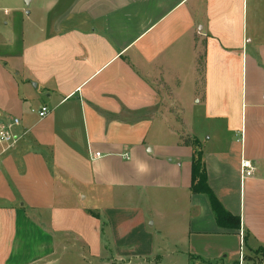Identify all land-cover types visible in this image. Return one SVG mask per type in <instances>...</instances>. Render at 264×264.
Returning <instances> with one entry per match:
<instances>
[{
    "label": "crops",
    "instance_id": "crops-1",
    "mask_svg": "<svg viewBox=\"0 0 264 264\" xmlns=\"http://www.w3.org/2000/svg\"><path fill=\"white\" fill-rule=\"evenodd\" d=\"M25 1L0 0V120H20L0 145V264L44 263L59 232L83 236L90 257L109 240L126 264H153V229L169 226L188 257L214 264L233 235L244 264H264L250 257L264 248V0ZM220 125L229 139L213 146L202 128ZM193 138L239 229L191 191ZM126 201L146 241L130 254L114 221ZM74 210L85 228L62 226Z\"/></svg>",
    "mask_w": 264,
    "mask_h": 264
},
{
    "label": "rangeland",
    "instance_id": "rangeland-1",
    "mask_svg": "<svg viewBox=\"0 0 264 264\" xmlns=\"http://www.w3.org/2000/svg\"><path fill=\"white\" fill-rule=\"evenodd\" d=\"M25 1V0H24ZM26 2V1H25ZM221 126V127H220ZM218 129L214 128H209V130L205 129L204 127L202 128L203 132L207 135H210L212 137V144L215 146L216 142V137L220 136L223 137L224 139H229V134H226V129L222 125H220ZM237 137H234L236 140ZM212 146V145H210ZM79 204L83 207H88L89 203L83 200V195H81V200H79ZM107 205L109 207H112V202H109L108 200L106 201ZM71 204V202L67 203ZM120 206H125L127 207L126 209L119 210L122 211L123 215L117 216L115 218V222H119V225H122L115 228L116 234L122 233V240H120L118 243L119 249L123 251L124 254H130V253H135L138 249V246H141V244H145L146 241H144V234L142 232L141 228H136V226L132 223L131 219V202L128 203L123 202L122 204H119ZM130 205V206H128ZM76 213L73 214L71 217H69L66 214V217L64 218V221L62 226L65 227H72V228H85L84 227V218L82 219L81 217H85L83 213H81L78 210H74ZM110 211V210H108ZM79 218L81 221H79ZM78 221V222H77ZM79 222H82L81 224ZM103 227V223L101 224ZM116 227V226H115ZM168 227V226H167ZM182 227V226H180ZM180 227L175 226L167 228V231L163 233H158L157 228H151L149 227V222L147 225H145V228L147 230L153 229L154 230V240L153 242L155 245H157V253L155 254L156 256L152 257V260L154 259L153 264H209L206 262H201L197 258H192L188 257L187 255L183 254L181 251L183 249L182 246L185 245L184 241L182 240V235L180 231ZM133 229V230H132ZM124 231V232H123ZM114 233V232H113ZM88 237L89 240H93V243L95 245V248H92V251L95 252L97 249V239L94 238L92 235L89 234L88 232ZM231 237H226L227 241H230V245H232L233 249L230 251L228 254H224L223 256H215V259H212L214 261V264H240V243H239V238L238 237H233V235H230ZM57 240H55V253L49 256L47 259H45L44 263L41 264H95L94 262L101 261L109 263V264H116V263H121L122 261L124 264L127 263V260H119L114 251V253L111 250L112 248V242L109 240L103 241V247L104 251L101 256L98 258H93L90 257L87 251L86 243L83 236H80L76 234L75 232L69 233L66 235L64 232H59L57 233ZM94 240L96 242H94ZM92 242V241H91ZM142 247V246H141ZM173 251V253H172ZM256 254L250 253V257L252 259H256L257 263H261V261L264 260V248H257ZM126 252V253H125ZM164 253H169V255H164ZM114 254V255H113ZM160 254V256H159ZM116 255V256H115ZM247 258V256H245ZM99 264V263H98ZM133 264H148L147 260H136L134 258V263ZM241 264H244L243 261Z\"/></svg>",
    "mask_w": 264,
    "mask_h": 264
},
{
    "label": "trees",
    "instance_id": "trees-1",
    "mask_svg": "<svg viewBox=\"0 0 264 264\" xmlns=\"http://www.w3.org/2000/svg\"><path fill=\"white\" fill-rule=\"evenodd\" d=\"M193 148L191 157V191L204 193L208 196L212 210L219 226L224 228L239 229L241 220L238 216L229 213L220 203L207 181V171L203 160L202 144L197 138L191 140ZM93 216L99 218L92 213Z\"/></svg>",
    "mask_w": 264,
    "mask_h": 264
},
{
    "label": "built area",
    "instance_id": "built-area-1",
    "mask_svg": "<svg viewBox=\"0 0 264 264\" xmlns=\"http://www.w3.org/2000/svg\"><path fill=\"white\" fill-rule=\"evenodd\" d=\"M33 112H36L40 117L48 115L50 112L47 106H43L40 109H32ZM20 120L14 118L11 125L4 124L0 120V145L3 146V151L10 149L17 141V136L12 132V127L18 125ZM97 155H99L97 153ZM241 173L242 176L247 178L254 174V167L250 160H243L241 163ZM243 261V252L240 253V264Z\"/></svg>",
    "mask_w": 264,
    "mask_h": 264
}]
</instances>
